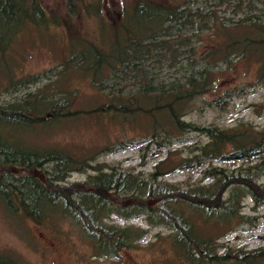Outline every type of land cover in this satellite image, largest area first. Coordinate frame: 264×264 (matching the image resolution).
<instances>
[{"label":"rangeland","instance_id":"1","mask_svg":"<svg viewBox=\"0 0 264 264\" xmlns=\"http://www.w3.org/2000/svg\"><path fill=\"white\" fill-rule=\"evenodd\" d=\"M143 1L176 3L133 10ZM40 2L34 10L19 0H0V29L18 32L7 48L15 80L0 71V107L43 112L71 98L74 112L115 93L124 104L132 99L137 110L162 109L170 102L182 106V120L213 126L219 137L177 128L165 109L151 124L145 118L134 123L127 105L106 116L103 125L92 119L86 124L83 110L68 121L7 126L1 162L15 170L24 161L45 163L36 173H8L7 180L26 193L45 188L46 179L73 193L72 202L63 196L48 202L38 221L5 212L0 204V264H245V254L264 250V197L245 184L264 191V0H83V5L99 4V16L83 6L72 16L66 0ZM55 14L60 20L55 16L50 26L35 24ZM111 26L123 29L122 52L135 58L138 70L116 74L124 58L115 50L106 56L103 72L92 54L71 50V30L107 48L110 32L105 31ZM239 31L238 44L228 48V35ZM202 71L213 75L212 83H204L206 91L177 101ZM237 127L255 131V155L234 154V141L221 130ZM87 153L90 157L72 163V157ZM55 155L67 162L61 174L49 162ZM222 174L243 184L229 183L234 179L225 181ZM111 178L128 180L130 187L110 188L108 202L94 186L107 187ZM162 182L182 186L166 189ZM202 196L218 205L198 200ZM140 202L149 205L139 208ZM26 203L35 209L33 201ZM255 223L258 230L248 231ZM138 228L146 230L139 239ZM114 231L118 243L109 233ZM127 231L130 245L121 239ZM186 239H196L202 250Z\"/></svg>","mask_w":264,"mask_h":264},{"label":"trees","instance_id":"2","mask_svg":"<svg viewBox=\"0 0 264 264\" xmlns=\"http://www.w3.org/2000/svg\"><path fill=\"white\" fill-rule=\"evenodd\" d=\"M66 3H67V8L69 10V14L72 16H76L78 14L79 8L81 6L84 7L85 11H87L88 14H92L90 13V11L95 9L96 11L95 14L99 16V11H100L99 4L88 3L89 5L87 4L83 5L84 4L83 0H66ZM173 3H176V2H172L170 4L161 3V2L154 4L149 1H143V2L136 3V5H134L133 10L140 9L141 7L144 6L143 4H150V6L155 7V8H162V7L167 8L169 7V5H172ZM19 4L31 7L34 10H38L41 7L40 0H19ZM55 16H58V15L55 14L53 15V17L45 16V18H43L40 21L35 22V24L40 28L48 27L53 22V20L54 21L56 20ZM59 20L60 18L58 16L57 22ZM16 30L17 28L12 29L10 27L0 29V69H3L0 71L7 73L9 75V80L11 81L15 80V76L13 75V71H14L13 61L14 60L9 58L10 54L7 51V48L14 41L13 39L16 38L18 34ZM105 32H110L108 37L105 36L103 33L104 39H106L107 37V40H108L107 48L99 47L95 43L90 42L88 40L84 41L80 39V37L78 36L79 34L71 30L70 31L71 37H73L71 40V45H70L71 50L75 52H88L92 54L94 57V61H93L94 64L98 67V69L99 68L102 69V72L104 70H108L106 56L110 52L115 50V52L119 54V58H124L123 60L124 64L120 67L121 70H119L118 72H115L116 74L125 75V73L129 71V69L138 70V68L136 67H138L139 64H137L135 58H132L129 55L123 54L124 47L122 46H125L126 44V36H125L123 29H121L120 27L118 29H113L112 27L110 30L108 29V31H105ZM244 32L246 34L248 32V29H244ZM240 36H241V32L239 34H233L231 36L228 35L229 40H227L226 46L230 49L234 48L238 44L240 40ZM106 51L108 53H105ZM109 67H110V70H114V66H111V64ZM115 69H117V66ZM262 74H264V69L262 71ZM202 75L203 76L199 79H192V82L186 88L185 92L182 91V95L180 96L179 99H177V101L180 102L182 98L196 97L198 94L204 93L206 91V86L212 83L213 81V78H212L213 75L212 74L208 75L204 71H202ZM36 77L38 78V76H35V79H37ZM204 83H208V84H204ZM162 88L163 87H158L157 89H162ZM153 89L154 88H151L150 90H153ZM101 90L103 91L105 89H101ZM107 95H108L107 101L101 102L100 104H94V105L93 104H87V105L81 104V105H78L79 108H77V110L74 112L70 110V105L72 102L71 98H69L68 103L62 101V102L55 103L52 105H47L43 109V112H38L34 110L29 111L23 107H15V108H13V106L8 107V108L0 107V142L4 138L3 132L7 126L8 127L11 126V128L18 127L21 125L23 120L24 121L26 120L29 124H31V126H37V125L45 123L46 121L51 120L52 118L58 121H68L70 120L71 114L79 115L83 110H85V112L83 113L85 114L84 118H87L86 124H90V119H92L99 125H103L104 119L106 116H110L112 112H116V111L122 112V107L124 105H127L129 110H131L130 113L127 111L126 113H128L127 116L129 114L132 115L131 118L134 123H136V120L138 118H141V119L145 118L146 120L148 119L146 123L151 124V122L153 123L154 120L157 119L158 116L161 117L163 115V111L165 109L170 114L171 121L177 128H181V130L183 131H196L199 133H204L209 136H213L217 139L219 137V135L217 134L219 133V130L213 126L205 127V126H201L198 124H192V123L189 124L185 122L184 120H182V116H181L182 109H183L182 106L177 107L174 105V103L170 102V104H166V105L164 104L162 109L160 106L155 105L154 108L144 107V108L137 110L136 105L132 99L125 98L126 104H124L125 102L124 97H122L121 95H118L115 93H110ZM171 104L175 106V109H172L171 107L168 109V106ZM221 131L223 133H226L234 141L233 151H234V154L238 155V157L249 158L250 156L255 155L257 147H258V140H259L257 138V135L255 134V131L249 130L246 128H238V127L237 128H225V129H222ZM152 139H155V135L152 136ZM224 153H226L227 155L231 154V152L229 151H225ZM53 157H55V159H52L51 161H49V162H53V164L54 163L56 164L55 167L52 169L53 170L58 169L57 171H54V172L57 174H61L58 172H62L63 169H66L65 165L67 164V162L62 156L55 155ZM82 157H90V153L83 154L79 158L72 157V163L76 165L86 159ZM23 164H24L23 166H21L20 168H17L19 170H15L14 167L11 166L10 164L3 163L0 161V204L3 206V209L5 212L15 211V212H18L22 216L30 217L38 221L43 215H45L43 214L44 207L46 209V207L48 206L47 205L48 202H50L53 199H56L57 196H63L68 202H72L70 193L73 190L70 188L59 187L56 184H54L52 180L46 179L47 183L45 184V188L43 187L38 188V191L35 193L23 192L17 186L10 183L7 180L8 173H12V172H28V173L35 172L36 173L38 167H40L41 165H44L45 163H42L39 161L35 163L24 161ZM52 169L47 167V172L49 171L50 174H52ZM205 171L203 174V179H201L202 181L206 179V177L208 176L207 175L208 172L207 171L205 172ZM57 174H54L55 176L53 175V177H56ZM50 176L51 175H48L49 178ZM222 176L223 178H225V181L234 179L232 181H229V183L235 182L237 185L241 183L240 181L236 180V177L231 178V176L228 177V175H225V174H222ZM121 181H122L121 179L113 180V178H111V180H109V184L107 187L95 185L94 190H95L96 195H98V197L100 196L101 198H103V200H106L108 202L112 201V198L109 195V194H112V191H109V190L111 189L115 190L116 187H119L121 185H124L126 188L130 187L128 180L127 181L125 180L124 182H121ZM162 183L166 189H171V188L182 186L180 185V183L178 184H175V183L173 184L169 182H162ZM156 184L159 185L160 183L156 182ZM245 184L250 185L257 194L264 197V191L258 185L251 183V182H249V184L248 182ZM202 197L203 198H200L198 200H202L207 204L218 205V202H219L218 200L214 201V200L208 199V197L206 196H202ZM27 199H30L31 201H33V203L35 204V209L28 208L27 203H26ZM147 205L149 204L140 202L139 205L137 206L139 208L144 209L146 208L145 206ZM149 209H152V208H149ZM97 211H99L98 208H97ZM257 227H259V225L255 223L251 226V228L248 229V231L258 230L256 229ZM138 229H139V234H136L137 239L142 238L144 234L146 233L145 229H142V228H138ZM136 232H138L137 228H136ZM109 233L114 234L113 236L117 234L116 231L109 232ZM124 235L125 237L123 238L121 236V239L125 240L126 238L129 243V241H131L130 238L132 235L129 234V231H127V233L125 232ZM115 238H116V243H118V239L116 236ZM186 240L194 246V249H198L200 251L202 250L201 244L197 243L196 239H193V240L186 239ZM201 240L206 242L204 239H201ZM243 258L245 260L244 261L245 264L264 263V250L258 251L255 253H247L245 254V256H243Z\"/></svg>","mask_w":264,"mask_h":264}]
</instances>
